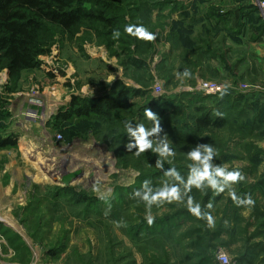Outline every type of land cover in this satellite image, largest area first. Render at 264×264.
<instances>
[{
    "label": "rangeland",
    "instance_id": "374dc122",
    "mask_svg": "<svg viewBox=\"0 0 264 264\" xmlns=\"http://www.w3.org/2000/svg\"><path fill=\"white\" fill-rule=\"evenodd\" d=\"M147 1L128 2H139L147 9ZM244 1L182 0L185 10L173 13L168 5L163 10H154L152 25L147 24L139 10L140 23L155 37L153 40L139 37L140 41L152 44L147 56L149 71L124 65L118 54L119 42H114L116 36L106 34L102 28L98 32L83 29L74 38L59 33L50 52L40 57L42 64L24 70L15 79L9 77L7 69L0 71V121L4 124L0 135L18 139L16 146L0 150V174L9 185L13 178L11 159L18 157L27 175L19 204L1 213L11 225L3 223L0 228V264H198L201 254L203 264H214V259L221 264L218 252L224 251L235 260L237 253L245 252L254 243L260 244L256 247L259 257L250 263L264 264L263 118L260 128L245 139L243 132L233 133L231 127L199 139L201 150L209 145L215 151L207 163L216 180V190L224 191L222 199L210 201L214 206L208 213L213 218L210 229L214 233L220 229L222 232L218 237H210L209 248L202 244L207 241L204 237L134 234L135 226L142 220L159 217L171 208L161 200L149 206L138 195L126 196L120 204L115 196L120 188L132 187L141 173L159 169L157 161L161 167L179 163L174 158L180 150L170 141L167 130L161 128L163 119H157L158 133L146 135V140L151 142V147L145 149L148 162L141 161L140 154L129 151L124 140L117 141L105 129L127 131L120 125L97 117L71 124H56L52 120L60 107L69 106L74 95L97 97L118 82L134 87L149 86L152 95L167 99L178 95L179 99L183 92H194L191 88L203 80H223L209 75L204 59L236 66V62H230L233 48L226 44V38H233V10ZM246 6L249 13L251 6ZM148 42L147 51L151 47ZM248 51L252 52L250 48ZM239 82L250 83L252 87L263 84L251 75L237 76L235 84ZM157 84L163 88L156 87ZM245 94L256 105L255 109L251 108V117L257 115V107L264 116V98ZM215 99L206 97L204 103L212 106ZM133 101L146 103L141 97ZM132 113L124 111L122 115L126 121L138 122L139 118L131 119ZM241 121L235 126L250 124L247 118ZM140 124L146 133L156 126L153 120ZM121 143L123 163L114 151ZM254 143L263 150L256 158ZM165 145L168 150L162 154ZM203 156L201 153V161ZM201 161L192 160V166L201 165ZM219 166L240 172L243 179L234 184L226 182L215 175L214 170ZM75 169H81L82 175L65 186L61 176ZM65 188L67 191H63ZM159 189L155 186L152 195ZM232 192L240 199L250 196L254 203L238 205ZM223 220L225 224L221 227ZM183 229L186 234L188 230ZM52 248L58 252L49 254Z\"/></svg>",
    "mask_w": 264,
    "mask_h": 264
},
{
    "label": "trees",
    "instance_id": "16d2710c",
    "mask_svg": "<svg viewBox=\"0 0 264 264\" xmlns=\"http://www.w3.org/2000/svg\"><path fill=\"white\" fill-rule=\"evenodd\" d=\"M128 1L0 0V71L7 69L9 77L15 79L24 70L37 68L42 64L40 57L50 52L59 33L68 38H74L83 29H92L98 32L100 28L106 34L116 36L118 41L114 39V42H119L118 46L121 50L118 54L124 65L149 71L147 56L152 50V44L150 45L148 41H140V38L135 35L136 28L143 27L138 19L139 10L143 13V19L147 24L152 25L154 10H163L168 5L174 13L185 10L186 6L182 0H148L146 9L139 2L136 3L137 1L133 3ZM136 6L140 9H135ZM250 6L249 14L257 13L264 23L258 8L253 4ZM247 7L242 9L245 10ZM242 15L244 14L242 13ZM127 27H132L133 32L128 33L125 30ZM114 33H118V35H114ZM147 42L151 46L148 51ZM150 90L149 86L134 87L118 82L107 93L97 97L74 95L69 106L60 107L58 112L52 116V120L56 124H71L76 120L81 122L97 117L120 125L123 129H127L126 125L131 124V128L135 130L140 121L150 120L145 116L146 108L155 113L157 119H163L161 128L167 130L170 141L174 143L175 148L180 150L179 156L174 158L179 163L163 164L155 171L141 173L132 187L120 188V191H116L115 196H118V198L116 197L117 201L122 204L126 196L138 195L141 200L146 193L152 195V189L155 186L160 187L156 194L175 188L178 199L161 200V203L171 210L153 218L151 224L148 223V218L142 220L135 226L134 234L138 235L144 232L145 236L168 238L175 235L177 237H204L208 243L205 241L202 244L207 248L211 240L210 237H218L222 231L220 229L215 233L212 232L210 229L212 226H209L208 220L198 218L189 211V207L199 206L201 217H204L214 207H208L210 201L222 199L224 191L211 187L207 180L200 182L199 187L189 183L190 179H195L194 170L203 168V164L192 166L189 153L199 149L204 154L200 147V137L207 136L218 129L231 127L233 133L243 132L242 136L245 139L260 128L259 123L262 118L264 119L263 111L257 107L259 110L257 115L251 117V108L255 109L256 105L250 103L247 99L249 96L240 92L219 93L214 97L216 98L214 105L208 106L204 103L208 96L194 92H183L179 99L178 95L176 98L167 99L152 95ZM139 97L143 98L146 103L140 104L133 101L134 98ZM262 105L264 110V104ZM124 111H133L131 119L139 118V121L136 123L132 120L126 121L122 115ZM243 118H247L250 124L242 123L235 126V123ZM3 126L4 124L0 121V129ZM105 129L117 141L124 140L125 145L136 144L135 137L128 131H116L110 127ZM17 141L18 139L13 135H0V149L16 146ZM119 146L120 148H113L120 158V162L123 163L121 152L124 144L121 143ZM254 147L256 158L263 150L259 149L255 143ZM131 149L137 152L138 146ZM146 154V151L140 153L141 161H146ZM173 171L175 175L171 174ZM64 190L67 191V188ZM217 191L219 192L214 198ZM197 224H201L200 227ZM224 224L223 220L220 226L222 227ZM183 228L188 230L186 234ZM211 232L214 234L210 235ZM254 244L245 252L237 253L235 256L237 264H251L250 262L259 257L256 247L260 244ZM57 252L58 250L55 248L49 249V254ZM199 256L203 258V254ZM202 258L198 264H203ZM214 264L219 263L214 259Z\"/></svg>",
    "mask_w": 264,
    "mask_h": 264
},
{
    "label": "crops",
    "instance_id": "0c3cea01",
    "mask_svg": "<svg viewBox=\"0 0 264 264\" xmlns=\"http://www.w3.org/2000/svg\"><path fill=\"white\" fill-rule=\"evenodd\" d=\"M246 1L242 3L238 2L239 6L233 10L234 17L231 27L233 38L235 40L231 37L226 38V44L233 48V52L230 53V62H236V66H224L215 59H204V64H206L205 69L209 72V75L218 76L223 79L220 80L215 78L212 80L222 82L229 86L235 85L237 82V76L240 75H251L257 81L263 83L262 86H264V23L261 21L257 13L249 14L246 11L247 9H242L246 4H253L251 0ZM242 13L244 15H242ZM243 44L244 46L247 45L246 49ZM249 48L252 52L248 51ZM241 68H243V70H241ZM257 87V89H259L261 86L258 85ZM248 95H253V97L259 98L262 96L259 91H255V93ZM262 143H264V140ZM11 163L13 178L9 185L4 183L3 177L0 174L1 213L2 211H9L13 209L23 198V196H21V187L23 186L25 176L27 175L24 174L25 171L22 169L18 157L11 159ZM14 186H17L16 189L18 190H14ZM17 197L20 198L18 199ZM0 223L1 225L3 223L7 226L9 224L11 225L10 221L7 222L5 219H3Z\"/></svg>",
    "mask_w": 264,
    "mask_h": 264
},
{
    "label": "clouds",
    "instance_id": "9594fccd",
    "mask_svg": "<svg viewBox=\"0 0 264 264\" xmlns=\"http://www.w3.org/2000/svg\"><path fill=\"white\" fill-rule=\"evenodd\" d=\"M125 30L128 33L133 32L132 27H127ZM114 35H118V33H114ZM135 35H137L140 38L147 39V40H153L155 38L151 33H149L143 27L136 28ZM145 116L148 119L155 121V123H156V126L154 128H152L151 133H146L145 128L142 124L137 125V128L135 130H133L131 128V124L126 125L127 131L130 132L133 137H135L136 144L135 145L127 144L125 147L130 151L132 147L138 146V151L136 153L137 155H139L141 152H144L145 149L151 147V142L146 140V135H150L152 133H158L160 131L159 121L157 120L155 113H153L150 109L146 108L145 109ZM167 150H168L167 145H165V147L161 150V153L163 154ZM203 151H204V156H203L202 161H201V151L199 149L189 153L190 159L196 160V161H201V163L203 164L202 169L194 170L195 179H190L189 183L190 184H196L197 187H199L200 182L207 180L213 187H215L216 186V180L213 178V173L210 171L211 166L207 163L215 155V151L209 145H204ZM157 166L161 167V164L159 161H157ZM214 171H215L216 176L223 177L226 182H230L231 184H234V183L238 182L239 180L243 179V176L240 174V172H238V171H227V169L224 167L219 166ZM171 174L175 175V172L173 171ZM222 190L223 189H220V191H222ZM232 196H233L234 201L238 205H245V204L251 205L254 203L250 196H248L244 199H240V198L235 196L234 192H232ZM164 199H167L169 201H171L172 199H178L177 190L175 188H173L170 191H168V190L161 191L155 195H152L151 198L146 193L143 197V200L147 201L149 206H151L153 201L164 200ZM208 207H211V203H209ZM189 211L192 212L194 215H196L198 218H206L208 220L209 226L213 225V218L210 214H207L204 217H201L199 206H197L195 208L189 207ZM152 222H153V218L151 216H149L148 217V223L151 224ZM218 258L223 260L224 264H228L227 256L223 252L220 253Z\"/></svg>",
    "mask_w": 264,
    "mask_h": 264
},
{
    "label": "built area",
    "instance_id": "2783aa9c",
    "mask_svg": "<svg viewBox=\"0 0 264 264\" xmlns=\"http://www.w3.org/2000/svg\"><path fill=\"white\" fill-rule=\"evenodd\" d=\"M253 5H255L259 14L264 19V0H251ZM158 85V86H157ZM156 87L162 89L163 87L160 84H157ZM257 86L252 87L250 83L239 82L233 86L226 85L222 82L216 80H203L196 87H192L191 90L197 94L208 96L214 98L216 95L222 92L236 93L237 90H240L243 93H255V91H259L261 93V98H264V86H261L257 89ZM60 137V136H59ZM3 216L0 212V222H2ZM223 252L228 259V264H236L235 260L232 259L226 252L220 251L218 252V257L220 253ZM221 264H224V261L219 259Z\"/></svg>",
    "mask_w": 264,
    "mask_h": 264
},
{
    "label": "water",
    "instance_id": "95a60500",
    "mask_svg": "<svg viewBox=\"0 0 264 264\" xmlns=\"http://www.w3.org/2000/svg\"><path fill=\"white\" fill-rule=\"evenodd\" d=\"M82 175L81 169H75L61 176V181L65 186H69L74 180ZM58 181V178L56 179Z\"/></svg>",
    "mask_w": 264,
    "mask_h": 264
},
{
    "label": "bare ground",
    "instance_id": "6f19581e",
    "mask_svg": "<svg viewBox=\"0 0 264 264\" xmlns=\"http://www.w3.org/2000/svg\"><path fill=\"white\" fill-rule=\"evenodd\" d=\"M30 114V113H29Z\"/></svg>",
    "mask_w": 264,
    "mask_h": 264
}]
</instances>
